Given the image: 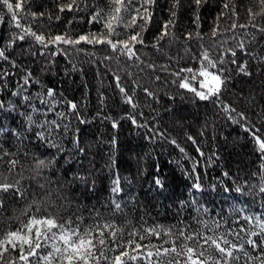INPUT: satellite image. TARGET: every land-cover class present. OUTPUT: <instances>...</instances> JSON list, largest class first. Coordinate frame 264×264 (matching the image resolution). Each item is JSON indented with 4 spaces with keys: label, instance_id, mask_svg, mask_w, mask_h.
<instances>
[{
    "label": "trees",
    "instance_id": "1",
    "mask_svg": "<svg viewBox=\"0 0 264 264\" xmlns=\"http://www.w3.org/2000/svg\"><path fill=\"white\" fill-rule=\"evenodd\" d=\"M71 2L24 0L22 10H16L19 23L46 38H76L105 31L104 22L113 12L112 0H75L78 8L59 11L60 5ZM172 4L173 0H156L149 9L151 22L142 32L147 47L136 62L123 56L117 59L106 45H61L57 51L54 46L43 48L30 36L10 43V37L20 29L0 4V50L6 48L9 57L8 61L0 59V69L12 73L0 80V104L4 105L0 109V145L12 154L0 160V184L19 183L25 193L23 197L2 194L0 236L22 229L30 217L51 216L58 223L79 225L80 229L111 224L109 231L115 230L116 235L106 238L116 241L110 243L116 251L108 253L109 257L117 254L118 245L127 246L130 240L163 248L188 245L197 252L208 248L199 237L185 240L178 229L193 236L199 231L203 236L226 237L237 248L243 240L264 241V234L251 235L259 233L264 224V193L260 192L264 156L246 131L254 125L253 130L264 135V34L252 27L253 21L264 25V16H250V10L260 11L259 2L204 0L197 6L194 0H180L176 9ZM134 7H140L139 2ZM32 13L43 16L33 18ZM97 14L100 22H90ZM121 15L123 22L116 26L119 39L140 31L128 27L127 13ZM169 20L174 21L169 35L157 43ZM142 23L137 19V24ZM233 24L247 27L233 28ZM241 43L244 51L238 47ZM205 52L213 61H224L210 68L211 72L227 69L223 75L228 79L218 103L212 102L215 97L200 100L178 86L180 78L187 77L199 87V76L191 79V73L181 70L190 68L198 73L207 64ZM109 55L112 58L106 60ZM233 59L236 63H231ZM239 64H246L250 75L240 73ZM26 73L33 79L22 90ZM116 76L132 97V105L124 102ZM48 89L54 90L58 101L51 108L40 102L50 99L46 97ZM143 89L153 95L146 96ZM69 101L77 104L78 115L69 108ZM221 104L235 111H222ZM240 113L247 119H241ZM47 122L53 126L45 131L40 125ZM39 132L48 138L39 139ZM35 158L52 162L41 175L32 170ZM13 159L17 164L10 169L8 161ZM117 180L118 193L112 190ZM214 222L220 227L215 228ZM152 228L161 229L160 234L139 239ZM240 228L245 231L236 237L234 232ZM168 229L171 235H164ZM53 243L59 245L58 240L49 241V248ZM244 249L251 257L264 255L246 244ZM48 250H41L40 255ZM208 250L211 264L218 253ZM234 254L239 257L237 264H259L243 252ZM173 255L162 259L167 262ZM144 256L129 264H147ZM159 259L153 256L152 264H159ZM177 264H183V257L177 258Z\"/></svg>",
    "mask_w": 264,
    "mask_h": 264
},
{
    "label": "snow or ice",
    "instance_id": "2",
    "mask_svg": "<svg viewBox=\"0 0 264 264\" xmlns=\"http://www.w3.org/2000/svg\"><path fill=\"white\" fill-rule=\"evenodd\" d=\"M139 2L140 7H134V3ZM156 2V0H112L113 12L109 19L104 22L105 31L101 33H88L80 35L76 38L67 35H55L45 37L43 34H37L32 31L30 28L25 27L19 23L18 12L16 10H22L24 0H0V4H3L7 12L11 14L10 20L15 22V27L20 29V32L13 34L10 37V43H14L16 40L23 41L26 37H32L35 42L40 44L43 48L47 49L49 46H54V48L59 51L60 46H72L76 47L81 43L87 45H106L107 49L111 53H115L117 59L123 56L130 61H140V52L144 47H147L145 44L144 37L142 32L146 29V26L151 22V13L149 9ZM204 2V0H194V3L199 6ZM260 11L252 12L250 10V16L255 17L257 15L264 16V0H258ZM180 0H173L172 8L176 9L179 7ZM79 6L75 3V0H72L71 3L60 5L59 11L63 12L65 10L73 11ZM225 8L229 7L228 3L224 4ZM132 12H135V15H131ZM121 13H127L129 15L128 27L132 28L133 26L140 29V31L130 32L126 38L119 39L120 33L116 31V26L123 22V16ZM37 15L43 16V13H32L33 18ZM173 17L175 16V11L172 12ZM102 18L99 14L92 16L90 22H100ZM137 19L142 20V24H137ZM198 19V18H197ZM3 20V17L0 16V21ZM174 23L173 20H169L161 30V33L156 38L157 43L160 40H163L166 36L169 35L170 26ZM233 28L241 27L245 28L246 25H236L233 24ZM252 27L256 28L258 32L264 34V25L257 26L255 22H252ZM215 35V32L213 33ZM255 35V33L253 34ZM139 46V47H138ZM153 48H156V44L151 45ZM241 51H244L245 46L241 43L238 45ZM65 52L67 48L64 49ZM83 49L77 48V51H82ZM103 50V49H102ZM53 55L55 52L52 53ZM231 55L233 58L236 56V52L232 51ZM112 57L105 56V59H111ZM203 58L207 61L206 65H203L198 73H193L192 69H182L181 71H186L191 73V79H196L198 76L203 77L204 79L200 81V88L206 89V91H200L196 88L190 87V81L187 77H181L179 87L186 89L190 92H193L194 95L198 96L200 100H209L213 97V103H218L220 100V94L222 92L223 86L225 85L228 77L224 76L223 73L227 71L226 68H218L217 72H211L210 68H217L218 64L222 65L224 61H213L209 58L207 52L203 54ZM0 59L8 61L9 57L6 55V48L0 50ZM231 63H236L235 59ZM13 66H15L13 64ZM148 68H155V65L148 64ZM166 70V69H165ZM237 70L244 74L250 75L247 70L246 64L237 65ZM11 72L0 69V80L11 75ZM32 74L26 73L23 79L21 88H23L30 83H32ZM159 79V77H157ZM116 87L119 92L124 97V102L132 105L133 99L128 96L125 90V87L120 82V77H115ZM146 96H152L153 93L149 89H143ZM19 95L20 93H15ZM55 92L53 89H48L46 92V97L50 99H41L42 104L48 105L51 108L54 104L58 103L55 99ZM25 101L29 100L28 96H24ZM101 102H103V97H101ZM69 108L76 112L78 115L77 104L75 102H68ZM134 106V105H133ZM4 107L3 104H0V109ZM221 110L225 112H234L235 110L231 106L221 104ZM65 114H60L61 119H63ZM241 119L246 120L247 117L242 113L238 114ZM81 123L86 121L81 120ZM133 124H136V120L133 119ZM53 126V122H47L41 124L40 127L47 131L48 128ZM59 124H56V127L59 128ZM144 126V125H138ZM113 127H116V124L113 123ZM3 129V126L0 125V130ZM254 125L247 128L246 131L251 132L253 140L258 145L261 155L264 156V135L258 134V131H254ZM19 136V134H16ZM37 137L41 140H46L48 137L45 136L44 132L37 133ZM191 139V137L189 138ZM78 143V141H77ZM55 146V144L53 145ZM83 151V149H79ZM183 151V149H181ZM11 153L5 152L3 146L0 145V160H3L5 156H10ZM51 161H47L42 158H35V163L32 170L37 174L41 175L43 170L51 166ZM9 168H15L17 161L9 160ZM157 184H160V180L157 179ZM42 187V185H41ZM194 187L199 190L200 185L198 183L194 184ZM113 192H119V181L114 182ZM241 191V189H237ZM8 192L12 195H20L23 197L25 195L23 189L19 186V183L16 186L0 184V199H2V194ZM260 192L264 193V187L260 188ZM117 209L120 208V204L115 205ZM2 210V208H0ZM26 214V213H24ZM205 227H208L205 225ZM214 227L219 228L220 224L214 222ZM113 226L111 224L105 225H96L89 226L87 229H80L79 225L76 227H71L67 223H58V221L51 216L45 218L39 217H30L29 219L23 222V228L20 230H11L4 233L0 236V264H56L57 261L60 264H129V261H139L141 257L144 256L146 248L147 264H152L151 258L153 256L160 258L159 264H177V258L183 257V264H209L208 256L209 248L215 250V253H218V256H213L211 264H237L239 257L236 256L235 252H243L246 257L249 259H254L259 261V264H264V255H257L251 257L250 253L245 251L244 244H246L250 249L255 250L260 249L261 253H264V241L261 240H252L247 239L243 240L239 248L236 247L231 241L226 237L220 236H203L201 232L197 231L195 236L190 233H186L183 229H178L181 235L184 236L185 240H196L197 237L203 239L204 243L208 245V248H204L200 252H197L194 247L188 245H182L181 247H170L163 248V246L155 247L152 245L142 246L140 243H137L135 240H130L128 245H118L120 249L117 251V254L114 257H109L108 253L116 251L110 246V243H116L115 240L109 241L106 237H115L116 231L111 230ZM210 231L212 229H209ZM161 229L152 228L150 230H145V235L139 236L140 240L147 239L150 235H159ZM244 228H240L238 231L234 232L236 237L240 236L241 232H244ZM264 234V224L260 225V232H251L253 236H259ZM136 235V234H133ZM164 235H171V230H164ZM58 240L59 245L53 243L49 248V241ZM174 243V242H173ZM62 245V246H60ZM155 247V251L153 248ZM48 248L49 250L43 255H40L41 250ZM131 248L132 251L127 250ZM15 253V256L12 254ZM56 254H59L58 256ZM174 254L172 259L165 262L162 258Z\"/></svg>",
    "mask_w": 264,
    "mask_h": 264
},
{
    "label": "rangeland",
    "instance_id": "3",
    "mask_svg": "<svg viewBox=\"0 0 264 264\" xmlns=\"http://www.w3.org/2000/svg\"><path fill=\"white\" fill-rule=\"evenodd\" d=\"M203 79H204L203 77H200V78L198 79L199 87H197L196 85H193V84H191V83H190V87L196 88L197 90H200V91H206V89H201V88H200V81L203 80Z\"/></svg>",
    "mask_w": 264,
    "mask_h": 264
}]
</instances>
